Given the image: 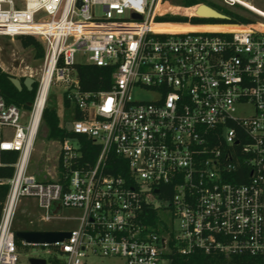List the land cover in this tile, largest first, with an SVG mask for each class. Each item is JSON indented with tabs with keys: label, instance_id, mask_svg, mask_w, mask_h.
Listing matches in <instances>:
<instances>
[{
	"label": "built area",
	"instance_id": "built-area-1",
	"mask_svg": "<svg viewBox=\"0 0 264 264\" xmlns=\"http://www.w3.org/2000/svg\"><path fill=\"white\" fill-rule=\"evenodd\" d=\"M80 1L0 0V35H32L44 47L30 108L7 103L0 91V166L17 153L13 175L0 180L8 185L0 264L19 263L15 220L24 200L35 201L38 222H75L52 230L70 232L62 241L19 239L59 264H92L90 256L171 264L172 252L197 250L264 260V9L221 0L250 22L226 14L192 22L211 20L197 15L201 2L188 7L189 21L165 22L157 18L168 14V0ZM167 23L242 28L156 27ZM85 64L114 68L111 88L84 90ZM55 83L74 105L70 132L99 150L84 165L83 142L66 138L55 176L41 178L30 162Z\"/></svg>",
	"mask_w": 264,
	"mask_h": 264
},
{
	"label": "trees",
	"instance_id": "trees-1",
	"mask_svg": "<svg viewBox=\"0 0 264 264\" xmlns=\"http://www.w3.org/2000/svg\"><path fill=\"white\" fill-rule=\"evenodd\" d=\"M173 3H178L185 7L193 6L195 4L205 2L203 0H172ZM197 10V9H196ZM200 15H211L210 12L204 10L199 11ZM229 16L228 22L233 23H248L250 19L240 13H224ZM159 21L165 22H187L189 17L181 14H166L157 18ZM213 20L200 19L193 17L192 22H209ZM166 29L177 28H190L188 24H167L163 25ZM223 28H232V26H222ZM25 47L34 46L37 49V55H43V49L39 41L32 35L18 36ZM114 68L112 67H99L92 64H85L78 66V72L81 80V84L84 90H109L112 84V73ZM12 75L5 71L0 66V91L6 102L9 104H15L19 107L29 109V102L34 100L37 84L35 83L32 90H29L25 85L19 90L11 81ZM22 81L24 79H21ZM66 106H70L67 100H64ZM78 117V111H76ZM70 121V120H69ZM43 125L46 128V138L51 141L63 142L66 138H76L80 142L82 141L83 147V160L84 165L92 164L95 162L98 155V146L92 141L87 140L80 135H74L67 130V122H62L58 111L47 104L43 113ZM17 153H9L4 158L3 164L0 166V180H5L13 175L14 168L12 163L16 160ZM114 161H117L116 156ZM110 172H121L115 168H111ZM162 189L160 188V191ZM8 192V185L0 183V218L2 213V206L5 201ZM161 193V192H160ZM39 231L40 229H22ZM17 243L20 244V240L16 238ZM171 264H264V260L261 257L246 256V255H230L226 256L220 252L206 253L200 250L194 251L190 254H181L178 251H174L170 254ZM47 264H59L58 259L55 257L48 258Z\"/></svg>",
	"mask_w": 264,
	"mask_h": 264
},
{
	"label": "rangeland",
	"instance_id": "rangeland-1",
	"mask_svg": "<svg viewBox=\"0 0 264 264\" xmlns=\"http://www.w3.org/2000/svg\"><path fill=\"white\" fill-rule=\"evenodd\" d=\"M209 6L219 10L223 13H230L231 7L226 6L221 0H203ZM253 4L261 9H264V0H253ZM168 14H181L188 16L191 9L180 4L173 3L172 0H168ZM225 15V14H224ZM217 21L216 19H211ZM36 39L44 47L38 37ZM43 55H37V49L34 46L25 47L18 37L1 36L0 35V66L10 73L12 76L19 79L26 77L37 78L39 77L41 68L43 66ZM78 60L84 61V58L78 55ZM138 98H150L151 95L143 93V91L137 90L134 92ZM48 105L55 108L62 122H68L73 119L74 105L69 107L64 104V86L60 84H53L51 86L48 98ZM60 151V145L58 141H51L46 138V128L42 125L39 135L37 137L34 151L30 162V172L37 176L44 178L55 176L56 164ZM28 203H31L27 209L31 213L25 211V207ZM28 210V211H29ZM39 210L36 207L35 201H27L21 205L16 220L15 229H40V230H70L75 226L74 221L66 220H53L51 222H38L37 218ZM74 211L70 209H64V213L69 215ZM42 246L23 245L19 244V263L18 264H30L31 258H49V255ZM92 264H124V260L118 257L109 256H90L88 258Z\"/></svg>",
	"mask_w": 264,
	"mask_h": 264
},
{
	"label": "water",
	"instance_id": "water-1",
	"mask_svg": "<svg viewBox=\"0 0 264 264\" xmlns=\"http://www.w3.org/2000/svg\"><path fill=\"white\" fill-rule=\"evenodd\" d=\"M78 4H81V1L79 0ZM208 11L211 13L209 16H204L200 15L199 11ZM196 13L199 17L201 18H211V19H216V20H224L225 15L218 12L214 8L210 7L207 4H201L196 10ZM137 18L140 17L139 14L135 15ZM12 83L19 89L21 90L23 85H25L29 90L33 89V86L35 84V79L32 77H26L22 81L21 79L12 76L11 77ZM32 102H29V106H31ZM67 130L71 131L72 130V122L68 121L67 122ZM15 236L18 239H22L27 241L28 243H33V244H45V243H54L56 241H62L65 238L70 237V232L68 231H52V230H39V231H31V230H17L15 232ZM31 264H46L47 261L45 258H31L30 259Z\"/></svg>",
	"mask_w": 264,
	"mask_h": 264
},
{
	"label": "bare ground",
	"instance_id": "bare-ground-1",
	"mask_svg": "<svg viewBox=\"0 0 264 264\" xmlns=\"http://www.w3.org/2000/svg\"><path fill=\"white\" fill-rule=\"evenodd\" d=\"M168 5H166L167 7ZM207 16V15H204ZM167 24H179V25H185L183 23H167ZM167 24H160L157 25L156 27L158 29H163V30H170V31H185V30H189V29H222V30H239L242 27L238 26V25H228V24H218V25H208V26H193L188 24L189 26H191L190 28H177V29H166L165 27H163V25H167ZM222 26H232V28H223Z\"/></svg>",
	"mask_w": 264,
	"mask_h": 264
}]
</instances>
